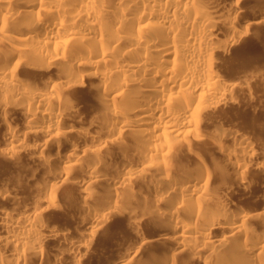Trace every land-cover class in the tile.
Listing matches in <instances>:
<instances>
[{
	"label": "bare ground",
	"instance_id": "obj_1",
	"mask_svg": "<svg viewBox=\"0 0 264 264\" xmlns=\"http://www.w3.org/2000/svg\"><path fill=\"white\" fill-rule=\"evenodd\" d=\"M241 5L0 0V171L25 169L22 180L0 174V264H264V146L242 129L203 133L233 97L217 56L256 22ZM194 142L214 146L224 169L152 173L173 147ZM39 177L28 197L24 181ZM143 183L148 193L119 197ZM64 187L87 215L72 218L83 230L47 218ZM242 194L251 207L233 201ZM127 214L149 219L151 233L136 227L107 261L97 227ZM150 245L167 247L142 260Z\"/></svg>",
	"mask_w": 264,
	"mask_h": 264
},
{
	"label": "rangeland",
	"instance_id": "obj_2",
	"mask_svg": "<svg viewBox=\"0 0 264 264\" xmlns=\"http://www.w3.org/2000/svg\"><path fill=\"white\" fill-rule=\"evenodd\" d=\"M244 1H245V3H244ZM242 4L243 5H241V6L243 7V9L247 10V11L244 10L246 12V14H248L249 12L250 13L248 15L256 14V16H257L255 18L256 22H254L251 26H249V28L250 27L251 28L250 29L248 28L249 29V31L247 30L248 32L244 31L243 28H238V30L240 29L241 32L242 31L245 32V33H241L242 38L239 35L240 37L236 36V39H235L234 36L232 37L230 33H227V34H229L228 36H231V37H229L230 39L234 38V41L236 44L231 46V48L229 49V53L217 56V58L220 57V59L218 58L216 60V62L221 61L220 63H222V64H218L219 62L216 64H217V66H220L218 68L219 71H220V69H221V71L222 70L224 71V73L221 71L220 72L225 75L226 79L231 80L229 82H231V84H233V88H232V92H231L233 97L226 105L219 106L216 109V111L210 115V118L208 117V120L205 123L204 129H203V133L215 134V133H224L225 131H226L225 133H227V131L229 133L231 131H238V130L240 132V130L242 129L243 130V131L241 130L242 132L245 131L244 133L247 134V136H249L250 138L252 137L251 140L254 141V144H256V146L258 145L259 147H262V145L264 146V0H242ZM238 27H241V26H238ZM246 32H247V34H246ZM220 37H224V36H220ZM221 66H222V68H221ZM253 95H254V97H253ZM79 96L83 100H85V105H84L85 110L84 111L85 112L88 111L87 105L90 102V99L88 97L87 92L82 91L79 94ZM250 101H251V103H249ZM70 138L73 139L74 137H70ZM193 141L191 140L192 143H190V144H193ZM226 143L232 144L231 142H226ZM194 144L197 146L191 145L192 149L190 146H188V147H190L191 150L190 149L187 150L188 148L187 149L185 148V147H187L186 145H185V147L183 145H181L180 148H177L180 146L178 144L179 146L176 145L175 147H173V150H172L173 152L169 153V157H167L168 159L166 158L167 162L165 160V162H160L159 163L160 165L154 164L155 168H154V170L152 168V170L154 171V172L152 171V173L156 174V170L158 171L157 173H160V171L165 169V168L169 169V170L172 169V170H175V172L177 171L178 173H181V171L184 170L183 168H187V167H191V166H198L199 164L200 165L202 164V166L204 165L205 167L210 168L211 170L213 167H215L216 171L219 170L220 168H221V170L224 169L223 163H222L224 161V159L222 158V156H220L217 153V150H215L214 146H210L207 143H204V144L200 143L199 144V142H198V144L194 142ZM175 148H177V149L175 150ZM116 150L118 151V149H115V151L113 149L114 153L117 152ZM116 154H118V153H116ZM164 163H165V165H164ZM25 164L29 165L27 163H25ZM7 165L8 164L2 165V167H5V166L6 167L1 168L0 174H2V172L4 170L5 173H6V171H8L6 173L7 174L6 176H9V175L16 176L17 174H19V172L21 170L25 171V169L18 170L19 168H22V167H18V166H14V165H13L14 166L13 167L12 163L11 164L9 163L8 166ZM154 165H152V166H154ZM165 166H167L168 168ZM161 167H163V169L160 170ZM6 168H7V170H6ZM215 169H213V170H215ZM24 171H22V172H24ZM4 172H3V175H4ZM22 172H20L21 174H19L20 179L22 178V174H23ZM250 174L251 173H249V175ZM19 176H18V178H19ZM230 178H232V179L230 180ZM230 178L228 179L229 182L234 180L233 175ZM39 179H40V177L38 179L35 178V180H33V181L31 180V183H30V180H27V182L25 180L24 181L25 183L22 186L24 188H25V186H26V188L30 187V186H32V187H30L31 191H29L30 188H29V190L25 188L26 190L24 191V188L22 187L23 188L21 190L22 196L24 195L23 194L24 192H27L26 195L28 197L31 196V195H29L30 194L29 192H31V194L33 196L35 193H32V190L33 189L34 190L39 189L38 187L36 189V185H35V183L37 184ZM36 180H37V182H36ZM32 182L34 183L33 185H32ZM160 183H162V182H160ZM38 184H39V182H38ZM140 184H142V183H140ZM143 184L144 185L136 184L137 185L136 187H138L137 190L140 193L137 192L135 189L133 194H131V192H128V191H126V192L121 191L118 193V195H119V197L124 198L126 195H127L126 197H128V196L130 197L131 195H134V193H136L135 195H138V194L141 195V194L148 193V192H145V190L150 191L147 189L149 184L148 183H143ZM34 185H35V187H33ZM69 188H67V187L60 188V190L57 193V202L59 203L58 208H60V209H58L59 212L57 211V209H55L56 212L52 210V214H50L48 212L47 213L48 216H47V214H46V216H47V218L49 217L48 219H50V220L53 217L52 222L54 221V223H55V224L54 223L53 224L56 226L58 224V226L60 228L69 229L71 227L70 229L76 228L79 230H83L84 227H86V225H84V227H83L79 224V226H78L77 220L75 222V220L72 219L73 217L77 218V215L82 216L83 214L81 215L79 210H78L79 203L77 201H75L73 199V197L71 196L73 194H71L70 192L73 191V188H70V191H69ZM38 191L39 190H37V192ZM96 191L101 192V190H98V188H97L95 190V193H94L96 195V197L98 196L97 198H99L100 193L98 192L96 194ZM101 194H102V192H101ZM240 196L234 198L233 201L237 202V205L239 204L241 206L244 205L247 207H251V205L253 203L252 202L253 199H251V197H249L248 195H247L248 197L243 195V194ZM23 197H25V195ZM96 197H94V198L96 199ZM238 199H240V200H238ZM89 204H91L90 207L91 206L93 207L92 201L89 202ZM89 204H88V206H89ZM211 204H213V203L211 202ZM102 205H104V204L102 203ZM137 209L140 210V208H137ZM188 209L192 210V207H189ZM194 209H196V208L193 207V210ZM139 210H137V211H139ZM54 213H56L55 216H54ZM185 214H183L184 219L187 216ZM128 215L129 214L124 215V216L121 215V217L120 216L119 217L112 216V218H108L107 222H105L103 225H100L97 227L98 241H99V243H97V246H96L97 253L102 254L103 258L107 261L114 260V257H116L118 253H120V255L124 254V252H125L124 251V244H126L127 239L132 237L131 235H134V233L139 232L138 231L139 229H140L141 233L142 232H147V233L149 232L148 234L151 233V230H152L151 226H153L154 223H150L149 219L142 218V220H139V222H138L135 217L128 216ZM83 216L87 217V215H83ZM130 217H132V218H130ZM181 217H182V215H181ZM134 218H135V220H134ZM188 219L192 220L189 217H188ZM72 222H74V223H72ZM149 223L152 225H149ZM254 223H256V222H253L252 224H254ZM138 224H139V226H137ZM136 227H138L139 229ZM87 228H88V226H87ZM143 229H144V231H143ZM167 244L170 245L169 242ZM164 247H167V246H157V247L151 246V245L145 246L139 252L138 255L142 257V260L146 259L147 257H154L158 253V251H160ZM186 251H187V249H186ZM120 255H118V256H120ZM154 258H155V260L151 261L150 263L151 264H158L159 263V260H157L158 257H154Z\"/></svg>",
	"mask_w": 264,
	"mask_h": 264
}]
</instances>
